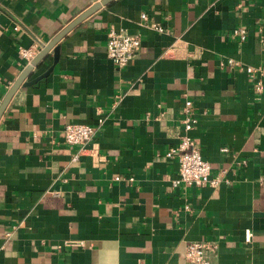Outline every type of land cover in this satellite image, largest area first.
<instances>
[{"label":"crops","instance_id":"1","mask_svg":"<svg viewBox=\"0 0 264 264\" xmlns=\"http://www.w3.org/2000/svg\"><path fill=\"white\" fill-rule=\"evenodd\" d=\"M96 1L0 0V102L30 62L19 48L38 53ZM110 29L140 40L123 67ZM58 46L0 117V264H191L192 241L217 244L209 264H264V77L257 93L244 69L264 70V0H112ZM187 98L216 187L172 186ZM69 122L97 128L70 145Z\"/></svg>","mask_w":264,"mask_h":264},{"label":"built area","instance_id":"2","mask_svg":"<svg viewBox=\"0 0 264 264\" xmlns=\"http://www.w3.org/2000/svg\"><path fill=\"white\" fill-rule=\"evenodd\" d=\"M143 20L147 17L145 14L141 15ZM155 29L162 31L163 28L160 25L150 23ZM232 35L239 38L240 41L246 39V31L243 28H235L232 30ZM140 46V40L138 36L127 33L125 31H115L110 29L107 33L106 54L107 57L118 67L125 66L130 59H132ZM37 53V47H20L19 54L21 57L29 62ZM228 64L241 67L239 61L229 58ZM245 71L251 76L253 80V87L257 93H261L263 90L264 70L255 68L253 66H245ZM1 82V77H0ZM192 101L185 99L183 101V112L185 113L182 118V134L179 137V141L175 146H172L166 152L167 157L177 156L178 158V175L172 180V186H177L181 183L186 185L203 186L209 185L210 187H216L223 178V171L218 175L212 176L210 163L202 157L199 150L195 147L194 139L190 135V131L194 129L197 118L190 111ZM105 118L100 116L97 119L98 126L103 124ZM96 126L69 122L66 123L63 129L64 140L70 145H81L91 139ZM78 156L75 154L72 160L75 161ZM122 177L115 176V180H120ZM129 181H132V177H127ZM250 229L244 231V239L249 241L251 238ZM70 245H79L81 243H69ZM217 248V244L207 241H192L186 245L185 258L191 264H209L208 253L214 251Z\"/></svg>","mask_w":264,"mask_h":264},{"label":"water","instance_id":"3","mask_svg":"<svg viewBox=\"0 0 264 264\" xmlns=\"http://www.w3.org/2000/svg\"><path fill=\"white\" fill-rule=\"evenodd\" d=\"M112 0H98L92 5H90L86 10L82 13L77 15L74 19H72L65 27H63L48 43L41 45L40 51L36 54V56L27 64L26 68L23 72L19 75V77L12 83V85L7 90L5 96L3 97L2 101L0 102V117L7 106L9 100L11 99L12 95L15 93L17 88L21 85L30 84L35 82L36 80L26 82L24 81L25 78L28 76L30 71L36 67L47 55L50 50H53L54 61L58 58L59 53V46L58 42L61 38H63L67 32H69L73 27H75L79 22H81L84 18L95 12L101 6L106 5ZM49 72V70L47 71ZM44 73L43 75L47 74ZM42 75V76H43Z\"/></svg>","mask_w":264,"mask_h":264}]
</instances>
